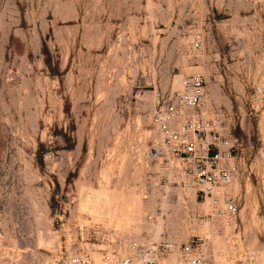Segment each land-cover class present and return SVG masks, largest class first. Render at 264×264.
I'll return each instance as SVG.
<instances>
[{"label": "rangeland", "instance_id": "rangeland-1", "mask_svg": "<svg viewBox=\"0 0 264 264\" xmlns=\"http://www.w3.org/2000/svg\"><path fill=\"white\" fill-rule=\"evenodd\" d=\"M194 72L240 156L238 213L152 223L151 113ZM190 234L211 258L264 264V0H0V264Z\"/></svg>", "mask_w": 264, "mask_h": 264}, {"label": "built area", "instance_id": "built-area-1", "mask_svg": "<svg viewBox=\"0 0 264 264\" xmlns=\"http://www.w3.org/2000/svg\"><path fill=\"white\" fill-rule=\"evenodd\" d=\"M201 45L202 35L196 32L192 46ZM205 83L200 72L172 75L171 88L161 93L151 113L152 129L161 139L151 146L152 165L143 192L149 222L204 224L211 219L227 225L235 221L239 202L232 184L240 156L233 152L234 141L217 128L214 113L209 115L205 108ZM205 238L190 234L176 242L168 235L148 236L145 242L130 240L127 249L96 252L64 247L51 253L45 264H171L165 257L174 251L175 264H248L211 258Z\"/></svg>", "mask_w": 264, "mask_h": 264}, {"label": "bare ground", "instance_id": "bare-ground-1", "mask_svg": "<svg viewBox=\"0 0 264 264\" xmlns=\"http://www.w3.org/2000/svg\"><path fill=\"white\" fill-rule=\"evenodd\" d=\"M176 260H174V262H175Z\"/></svg>", "mask_w": 264, "mask_h": 264}]
</instances>
